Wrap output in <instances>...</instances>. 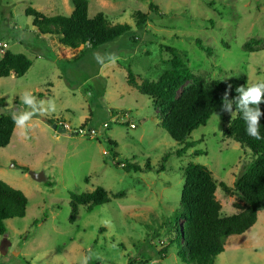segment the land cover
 <instances>
[{
  "label": "rangeland",
  "instance_id": "374dc122",
  "mask_svg": "<svg viewBox=\"0 0 264 264\" xmlns=\"http://www.w3.org/2000/svg\"><path fill=\"white\" fill-rule=\"evenodd\" d=\"M63 1L0 0V43L7 44L3 50L32 61L23 76L1 79L0 109L6 105L8 114L27 110L20 100L24 91L56 104L54 113L33 116L26 137L15 126L9 144L0 148V179L28 199L23 217L5 220L0 264H81L85 256L90 257L88 264H188L178 258L174 244L164 257L158 255L172 238L184 168L189 162L201 163L217 182L233 186L254 156L222 135L224 116L219 114L193 130L187 141L196 144L177 156L174 151L181 145L158 125L157 112L147 96L127 83V72L135 74L137 83L157 80L168 68L170 55L161 48L168 45L193 74L183 87L242 75L248 85L264 81V0H88L89 17L102 12L112 24L131 26L93 49H70L56 36L39 34L24 13L30 6L48 15H68ZM65 2L73 8L71 0ZM150 4L159 13L150 11ZM49 5L51 10L44 8ZM138 12L147 14L142 26H136ZM108 54L118 57L115 63ZM56 117L73 126L87 120L86 126L98 133H58L49 121ZM109 140L117 143L116 159ZM195 150L202 153L194 155ZM117 161L140 166L149 161L151 169L126 171ZM18 165L42 171L46 180H34ZM96 186L110 200L90 212L79 206L70 222L71 195ZM215 195L222 215L243 205L220 187ZM223 247L214 264H264V210L245 232L227 236Z\"/></svg>",
  "mask_w": 264,
  "mask_h": 264
},
{
  "label": "trees",
  "instance_id": "16d2710c",
  "mask_svg": "<svg viewBox=\"0 0 264 264\" xmlns=\"http://www.w3.org/2000/svg\"><path fill=\"white\" fill-rule=\"evenodd\" d=\"M73 9L69 15H46L33 7H26L25 15L32 18V25L41 35L56 36L59 43L70 48L77 49L84 46L85 49H93L121 36L131 26L128 23L112 24L104 13L98 12L93 17L88 16V0H71ZM150 11L159 13L157 7L149 5ZM136 26H142L147 20V14L137 13ZM196 45L207 53L209 48L201 45L196 40ZM169 53L166 60V68L155 81L143 79L137 83L135 74L128 69L127 83L148 97L151 107L158 114V125L179 145L174 153L181 156L188 148L193 147L195 141H187L191 132L200 126L206 125L213 114L224 116L222 135L237 142L241 148L251 150L253 159L243 168L234 180L233 186L217 182L211 171L203 164L189 162L184 168V182L181 189L179 208L174 212L175 227L172 229L170 243L158 251V255L164 257L168 247L175 245L178 258L188 264H214L218 254L223 252V241L227 236L239 235L249 229L257 219V213L264 210V139L256 140L246 132V123L242 113L235 108L230 116L220 112L221 96L226 84L232 85L229 99L238 95L235 88L247 84L245 76L220 79L212 85L196 82L183 87L193 78L189 67L178 55V51L172 46L161 45ZM32 61L23 53H14L8 49L3 50L0 58V78L14 74L23 76L31 67ZM181 91L178 93V91ZM42 95V94H39ZM260 108L264 112V103ZM51 122V120H49ZM87 120L81 125L86 126ZM260 134L264 137V116L260 118ZM15 124L12 114L0 115V148L10 142ZM110 151L113 159L119 155L117 143L109 140ZM195 150L194 155L201 154ZM170 155L167 153L162 161ZM126 171L150 170L151 165L146 161L143 166L120 161L115 163ZM27 172L28 167L18 165ZM163 166L159 168L161 171ZM227 195H235L243 203L236 204L238 212L230 215H222L221 204L216 198V190ZM110 200L106 190L96 186L90 191L73 193L70 199L71 216L73 222L78 207L83 206L90 212L95 206L107 203ZM28 199L25 194L0 179V235L5 232V220L23 217L26 213ZM128 264H135L129 261Z\"/></svg>",
  "mask_w": 264,
  "mask_h": 264
},
{
  "label": "clouds",
  "instance_id": "9594fccd",
  "mask_svg": "<svg viewBox=\"0 0 264 264\" xmlns=\"http://www.w3.org/2000/svg\"><path fill=\"white\" fill-rule=\"evenodd\" d=\"M94 58L101 63L98 53H94ZM118 57L115 54H108V61L115 63ZM232 91V85L226 84L225 90L221 96L220 112L232 114L233 104L235 108L242 113V118L246 123V132L256 140L264 139L260 134V118L264 116L260 105L264 103V81H258L245 87L239 85L235 88L237 96L229 99ZM21 102L27 110L15 111L12 113V119L16 127L21 130V135L27 136V130L31 127L30 121L34 115L46 116L56 111L54 100H37L30 92L24 91L20 96ZM218 115V114H217ZM89 256H85L81 264H88Z\"/></svg>",
  "mask_w": 264,
  "mask_h": 264
},
{
  "label": "built area",
  "instance_id": "2783aa9c",
  "mask_svg": "<svg viewBox=\"0 0 264 264\" xmlns=\"http://www.w3.org/2000/svg\"><path fill=\"white\" fill-rule=\"evenodd\" d=\"M5 47H7L6 43H0V48H5ZM124 117L125 116H123V117H115L114 121H118L119 119L120 120H124ZM51 122H52V124H55L56 127H60L62 129H64L67 133L76 132V134L79 133V134L84 135V136H93V135L98 133V130H96L95 128H92V127L89 128L87 126H82L81 124L78 125V126H73L69 122L61 120L59 117L54 118ZM129 126L130 127H135L134 123H132V122L129 123ZM103 127L107 128L108 124L104 123Z\"/></svg>",
  "mask_w": 264,
  "mask_h": 264
},
{
  "label": "water",
  "instance_id": "95a60500",
  "mask_svg": "<svg viewBox=\"0 0 264 264\" xmlns=\"http://www.w3.org/2000/svg\"><path fill=\"white\" fill-rule=\"evenodd\" d=\"M5 110L4 109H0V115L4 114ZM51 128L53 130H56L58 133H65L66 131L60 127H56L55 124L51 125ZM72 135H76V132H72ZM29 175L36 181H45L46 177L44 175V173L42 171H34V170H29L28 171Z\"/></svg>",
  "mask_w": 264,
  "mask_h": 264
},
{
  "label": "crops",
  "instance_id": "0c3cea01",
  "mask_svg": "<svg viewBox=\"0 0 264 264\" xmlns=\"http://www.w3.org/2000/svg\"><path fill=\"white\" fill-rule=\"evenodd\" d=\"M66 0H64L63 1V4H61V5H63V6H61L62 8H64V10H65V12L69 15L71 12H72V9L73 8H70V6L68 5V4H66V2H65ZM52 3L54 4V2L52 1ZM59 6H60V3L58 4ZM53 7L52 8H54V5H52ZM44 8H47V10H51L50 8V5L49 6H44ZM38 10V9H37ZM42 12V11H41ZM50 12H52V11H50ZM44 13V12H43ZM46 14V13H45ZM46 15H48V14H46ZM35 29V28H34ZM5 48H7V47H5ZM0 51H2V54H3V48H0ZM1 58V57H0ZM14 74L12 73V74H10L9 76L11 77V76H13ZM16 76V75H15ZM2 78H5V77H2ZM2 78H0V81H1V79ZM17 92H20L18 89H17ZM20 93H22V92H20ZM18 94V93H17ZM39 94H41V93H39ZM0 96H2V94H0ZM19 99V97H18V95H16V100H18ZM5 107H3L4 109H5V113L4 114H6L7 113V109H8V107H6V105H4ZM7 108V109H6ZM30 123V122H29ZM16 126V125H15ZM49 127H50V125H49ZM15 128V127H14ZM12 135H13V133H12ZM12 137V136H11Z\"/></svg>",
  "mask_w": 264,
  "mask_h": 264
}]
</instances>
